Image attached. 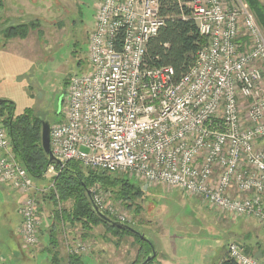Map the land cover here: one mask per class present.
Here are the masks:
<instances>
[{
    "label": "built area",
    "instance_id": "built-area-1",
    "mask_svg": "<svg viewBox=\"0 0 264 264\" xmlns=\"http://www.w3.org/2000/svg\"><path fill=\"white\" fill-rule=\"evenodd\" d=\"M175 1L182 19L186 8L206 40L178 79L172 68L144 61L148 42L165 23L162 0H99L87 47L91 70L69 78L63 118L50 125L56 165L45 175L52 179L76 162L179 190L264 228V148L258 146L264 140V29L243 0ZM0 184L21 196L16 232L23 248L38 246L42 203L35 196L46 189L16 161L1 117ZM89 191L100 213L128 225L97 186ZM89 250L80 240L67 242L69 255ZM227 252L235 264H264L237 243Z\"/></svg>",
    "mask_w": 264,
    "mask_h": 264
},
{
    "label": "rangeland",
    "instance_id": "rangeland-1",
    "mask_svg": "<svg viewBox=\"0 0 264 264\" xmlns=\"http://www.w3.org/2000/svg\"><path fill=\"white\" fill-rule=\"evenodd\" d=\"M98 2L30 1L31 14L25 15V18L27 23L34 25L29 29L25 41L6 50L0 47V99L14 104L15 115L30 108L35 116L48 121L50 125L62 120V100L69 78L91 70L87 47ZM82 170L84 173L88 171ZM129 179L141 188L144 185ZM41 181L46 190L40 193L37 200L45 199L46 206L52 211L54 206L48 198L50 190L47 189L50 177L45 175ZM95 186L106 202L128 217L131 228L152 242L157 253L160 250L163 253L162 245L158 243L162 239L168 252L175 254L176 264H222L229 259L227 250L232 243L242 244L247 256L264 262V228L254 218L220 212L202 203L198 197L159 185L148 186L140 196L122 202L114 197V190H104L98 183L91 189ZM71 203L59 204V210L69 209ZM44 208L39 207L41 220ZM8 228L0 216V255L1 251L6 255L13 252L8 255L11 264H52L47 233L44 234L45 239L42 236L39 239L43 249L30 255V248H23V252L18 249L7 233ZM57 229L60 230V226L57 225ZM94 235V239L82 240L79 227L72 232L75 239L90 248L89 253L81 257L83 264H133L141 257V246L132 236L113 235L101 225L96 227ZM143 248L146 249V246ZM24 253L32 258L25 260ZM160 260L167 264L164 258L160 257ZM59 264H65V260ZM151 264L160 263L155 259Z\"/></svg>",
    "mask_w": 264,
    "mask_h": 264
},
{
    "label": "trees",
    "instance_id": "trees-1",
    "mask_svg": "<svg viewBox=\"0 0 264 264\" xmlns=\"http://www.w3.org/2000/svg\"><path fill=\"white\" fill-rule=\"evenodd\" d=\"M243 1L248 4L260 26L264 29V3L260 0ZM2 4V0H0V9ZM162 5L161 14L165 18V23L156 36L148 42L144 61L148 66L172 68L175 79H178L193 65L196 52L205 45L206 40L199 36L197 26L188 16L186 8H183V14L186 18L182 19L181 10L175 0H162ZM33 25L34 23H20L8 26L1 30V34L5 39H24ZM14 110L15 106L11 101L3 100L0 103V117L9 135L12 152L16 161L25 168L30 178L34 182L41 181L49 165L41 146L42 119L35 116L30 108H26L19 115H15ZM56 167L58 168V166ZM50 182H53L54 186L48 196L54 206L51 212L54 224L47 231V235L52 264H59L64 260L65 264H83L80 256L69 254H66L65 257L60 256L58 239L61 233L57 229V225L60 226L61 222L78 225L82 230V240L91 237L94 239L95 235H90L89 231L99 225L104 227L107 232H112L113 235L132 236L140 244L142 251V254L139 255L141 256L140 259L135 260L133 264H140L151 254V248L155 249L149 240L147 243L137 235L117 229L109 222L101 219L94 212L86 194V190L98 183L104 190H114L112 193L117 200L119 199L121 202L132 200L133 197L142 194V188L132 183L128 177L89 170L84 173L78 163L68 162L57 176L50 179ZM66 202H72L70 208L59 210V204ZM19 244L20 247H23L21 241ZM144 246L146 249L143 248ZM156 256L147 264H151ZM222 264L235 263L227 259Z\"/></svg>",
    "mask_w": 264,
    "mask_h": 264
},
{
    "label": "crops",
    "instance_id": "crops-1",
    "mask_svg": "<svg viewBox=\"0 0 264 264\" xmlns=\"http://www.w3.org/2000/svg\"><path fill=\"white\" fill-rule=\"evenodd\" d=\"M31 0H2V8L0 9V47L3 49H7L10 46L16 45V44H20L23 43L25 41L26 38L24 39H20V38H11V39H5L3 38L2 34H1V30H3L4 28L8 27V26H12V25H16V24H20V23H27V20L25 18V15L30 16L31 14ZM16 24H14V23ZM258 146L264 148V140H261L258 142ZM36 187L40 188V189H45L42 186V181H36L34 182ZM41 195L40 193L36 194V198ZM39 199V198H38ZM21 202V196L16 193L15 191H13L8 185L5 184H0V216L2 217V219H4V223L6 222V224H8L9 228L7 230V233L9 235V237L11 238V240H13L18 249L20 251L23 252V247H20L19 241L20 239L18 238L17 235V228H18V224H19V216L17 214L19 205ZM39 202L42 203V206L45 207L44 212L42 213L43 216V220H42V225H41V230H40V237H44V234L47 233V231L53 227L54 221H53V217L52 214H50L52 211H50V209L48 208V206H46V200L45 199H39ZM59 209V207H58ZM53 210V208H52ZM17 215V217L15 218V216ZM253 219V218H252ZM254 221H256L255 219H253ZM8 221V223H7ZM257 223V221H256ZM78 225H70L67 222H61L60 224V235H59V248L58 251H60V256L62 257V254H67L66 252V246H67V242H73V241H79L78 239H75L76 237L72 236V232L75 231L77 229ZM96 228H93L91 231H89V234H94ZM81 230V229H80ZM82 232V230H81ZM69 234L70 238L67 237L66 235ZM64 237V238H63ZM45 239V237H44ZM237 242V241H236ZM158 243L161 244L162 246H160L162 248V252L160 251L157 253V262L160 264H164L163 261L160 260L161 258L165 259V262H167V264H176L177 260L175 259V254H170L168 252V249L166 248V245L164 244V241H162V239L158 240ZM239 244V243H238ZM239 246L242 248V244H239ZM41 249H43V247L41 246L40 242L38 244V246L34 247V248H30V255L31 253H36L39 252ZM63 251V253H62ZM1 255H0V264H11L10 262V258L8 257V255H11L10 253L13 254V252H7L8 255H6V253L4 251H1ZM89 253V252H88ZM25 254V253H24ZM28 254V253H27ZM163 254H165V256H163ZM26 256V254L23 256V258L26 260L27 258H32V256ZM161 255V256H159ZM169 258L172 260H169Z\"/></svg>",
    "mask_w": 264,
    "mask_h": 264
},
{
    "label": "water",
    "instance_id": "water-1",
    "mask_svg": "<svg viewBox=\"0 0 264 264\" xmlns=\"http://www.w3.org/2000/svg\"><path fill=\"white\" fill-rule=\"evenodd\" d=\"M2 101L3 100L0 99V103ZM49 132H50V124H49V122L45 121V120H42V122H41V146H42V149H43V151H44V153H45V155H46V157L48 159V163L50 164V163L55 162V159H54V157H53V155L51 154V151H50ZM57 164H59V163L57 162ZM146 188H147V185H143L142 190L144 191V190H146ZM86 194H87V196L89 197V200H90V191L86 190ZM90 203H91V200H90ZM91 205H92V203H91ZM92 208H93L94 212L96 213V215H98L101 219L109 222L111 225H113L117 229H120V230H123V231H127V232H129L131 234L137 235L140 239H143L147 243H149L147 238H145L142 234H140L137 231H135L130 226L110 220L105 215L100 213L96 209V207L94 205H92ZM156 253L157 252L155 251V249L151 248V254L149 256H147L145 258V260L143 262H141L140 264H147L148 262H150L156 256Z\"/></svg>",
    "mask_w": 264,
    "mask_h": 264
}]
</instances>
